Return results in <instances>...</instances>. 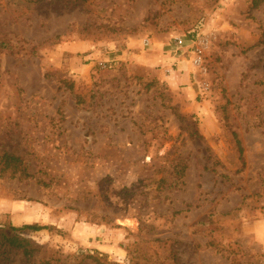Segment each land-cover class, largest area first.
Instances as JSON below:
<instances>
[{"label":"rangeland","instance_id":"obj_1","mask_svg":"<svg viewBox=\"0 0 264 264\" xmlns=\"http://www.w3.org/2000/svg\"><path fill=\"white\" fill-rule=\"evenodd\" d=\"M0 39V264H264V0H0Z\"/></svg>","mask_w":264,"mask_h":264},{"label":"trees","instance_id":"obj_2","mask_svg":"<svg viewBox=\"0 0 264 264\" xmlns=\"http://www.w3.org/2000/svg\"><path fill=\"white\" fill-rule=\"evenodd\" d=\"M11 47L10 45L5 42L4 40L0 39V51H8V52H12L11 51ZM233 139L235 142V146L237 148L238 153L241 155L242 154V148H241V144L239 142V140L237 139V136L235 133H233ZM3 161L6 165H13L15 167H18L21 164V159L18 157H14L11 155H3ZM22 174H25L24 170H22ZM47 229L45 226H39L37 224H33V225H24L20 228H10V232H28V233H33V232H39L42 230ZM0 238L2 240H4L3 245H7L9 244L10 246H12L13 248H18L21 251V254L23 257L28 258L31 253L33 252V250H30L29 244H30V240L29 239H20L19 237H16L10 233H8L5 229H0ZM6 239V242H5ZM18 240H20L21 242H17ZM32 243V242H31ZM4 253H10V251H6ZM3 258V257H2ZM92 260V264H116V263H112L109 261H105L103 259H99L96 257H88ZM6 259V258H3Z\"/></svg>","mask_w":264,"mask_h":264},{"label":"built area","instance_id":"obj_3","mask_svg":"<svg viewBox=\"0 0 264 264\" xmlns=\"http://www.w3.org/2000/svg\"><path fill=\"white\" fill-rule=\"evenodd\" d=\"M144 46H148V41H144ZM200 42H199V45L197 47H195L194 49V52L196 54V57H195V60H194V64L196 66H200L201 65V54H202V50H201V47H200ZM185 45V41L184 39L182 38H175L174 39V46L178 49V48H181Z\"/></svg>","mask_w":264,"mask_h":264}]
</instances>
